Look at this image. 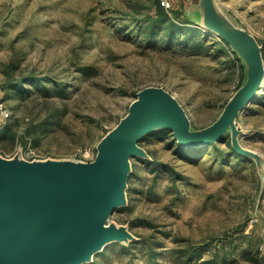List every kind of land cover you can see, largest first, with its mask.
I'll return each instance as SVG.
<instances>
[{
	"label": "rangeland",
	"instance_id": "374dc122",
	"mask_svg": "<svg viewBox=\"0 0 264 264\" xmlns=\"http://www.w3.org/2000/svg\"><path fill=\"white\" fill-rule=\"evenodd\" d=\"M168 1L169 17L196 32L169 38L147 29L156 0H0V105L9 113L0 129L17 122L16 139L0 135V160L98 166L130 131L139 95L150 88L174 98L188 137L214 127L252 80L253 47L212 31L203 0ZM212 5L220 27L257 44L255 90L201 146L181 145L167 116L149 112L122 161L123 203L81 264H185L191 252V264L214 253L217 264H264V0ZM159 101L149 98L148 111L163 109ZM56 110L59 122L44 129ZM30 123L35 147L32 136L21 138ZM138 235L159 242L155 260L123 247Z\"/></svg>",
	"mask_w": 264,
	"mask_h": 264
},
{
	"label": "water",
	"instance_id": "95a60500",
	"mask_svg": "<svg viewBox=\"0 0 264 264\" xmlns=\"http://www.w3.org/2000/svg\"><path fill=\"white\" fill-rule=\"evenodd\" d=\"M203 3L206 23L212 31L229 40H246L253 47L252 80L245 92L214 127L193 138L184 133L185 124L174 98L159 89H146L139 95L130 131L121 136L117 147L103 154L100 165L82 171L63 165H14L0 160V264L84 262L99 250L96 241L108 215L123 203L128 166L122 161L141 139L149 112L167 116V127L181 145L201 146L209 143L227 118L251 96L261 72L257 44L248 34L220 27L212 0ZM149 98L164 100L171 109L166 110L159 101L163 109L148 111Z\"/></svg>",
	"mask_w": 264,
	"mask_h": 264
},
{
	"label": "trees",
	"instance_id": "16d2710c",
	"mask_svg": "<svg viewBox=\"0 0 264 264\" xmlns=\"http://www.w3.org/2000/svg\"><path fill=\"white\" fill-rule=\"evenodd\" d=\"M146 28L147 29H153V28H160V30L166 32L167 36L169 38L175 37L178 33H182L184 35L189 34L190 32H196V29H193L191 27L183 26V24L174 22L168 15L167 11L159 1L156 0L155 2V15L149 17L148 21H146ZM60 119L59 112L52 111L48 116L47 119L42 123L43 128H47V126L58 123ZM17 125V122H13L8 124L6 127H3L0 129V135L5 136L9 135L11 136L12 140L16 139L17 132L15 130V126ZM36 127L32 126L30 123L29 125L25 126L23 136L21 138H28L33 135V131ZM4 134V135H3ZM36 136V135H35ZM36 137L32 136V140H30V144H32L33 147L37 146V141L35 140ZM22 140V139H21ZM27 142L24 140V145H26ZM131 174H129V177ZM128 177V180H129ZM130 209V204H128L126 207H122L121 210H127ZM141 226L145 228H150L153 226V223L148 221H140ZM138 238L136 240L131 241L128 245H123L124 248H126L128 251H132L135 247H140L145 252V257L149 261H153L157 258L159 255V252L157 251L159 242L154 239L153 236H144V235H138ZM106 250V249H105ZM182 254V253H181ZM216 253L212 254L211 257H209L205 262L207 264H217V260L213 259ZM194 253L191 252L190 254H183V263L185 264H191V260L193 258ZM181 258V257H180Z\"/></svg>",
	"mask_w": 264,
	"mask_h": 264
},
{
	"label": "built area",
	"instance_id": "2783aa9c",
	"mask_svg": "<svg viewBox=\"0 0 264 264\" xmlns=\"http://www.w3.org/2000/svg\"><path fill=\"white\" fill-rule=\"evenodd\" d=\"M160 4L165 9H168L170 7V2L168 0H160ZM0 116L3 118H6L9 116V113L7 112V110L5 108H3L1 105H0ZM262 202L264 205V196L262 197Z\"/></svg>",
	"mask_w": 264,
	"mask_h": 264
},
{
	"label": "bare ground",
	"instance_id": "6f19581e",
	"mask_svg": "<svg viewBox=\"0 0 264 264\" xmlns=\"http://www.w3.org/2000/svg\"><path fill=\"white\" fill-rule=\"evenodd\" d=\"M160 100V99H159ZM162 101V102H161ZM161 103H163L164 107L166 110L171 109V105H169L168 103H166L164 100H160Z\"/></svg>",
	"mask_w": 264,
	"mask_h": 264
},
{
	"label": "crops",
	"instance_id": "0c3cea01",
	"mask_svg": "<svg viewBox=\"0 0 264 264\" xmlns=\"http://www.w3.org/2000/svg\"><path fill=\"white\" fill-rule=\"evenodd\" d=\"M30 163H31V162H30ZM31 164H32V163H31ZM37 164L39 165L40 163H37ZM28 187H29V186L26 187L27 191H28ZM36 197H37V196H36Z\"/></svg>",
	"mask_w": 264,
	"mask_h": 264
}]
</instances>
